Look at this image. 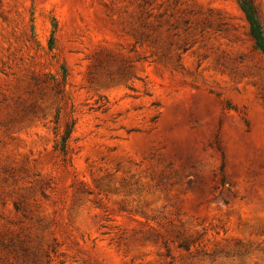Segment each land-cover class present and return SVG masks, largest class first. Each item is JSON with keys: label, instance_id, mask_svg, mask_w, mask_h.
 <instances>
[{"label": "rangeland", "instance_id": "rangeland-1", "mask_svg": "<svg viewBox=\"0 0 264 264\" xmlns=\"http://www.w3.org/2000/svg\"><path fill=\"white\" fill-rule=\"evenodd\" d=\"M0 264H264L237 0H0Z\"/></svg>", "mask_w": 264, "mask_h": 264}, {"label": "trees", "instance_id": "trees-1", "mask_svg": "<svg viewBox=\"0 0 264 264\" xmlns=\"http://www.w3.org/2000/svg\"><path fill=\"white\" fill-rule=\"evenodd\" d=\"M249 26V35L264 57V29L252 0H237Z\"/></svg>", "mask_w": 264, "mask_h": 264}]
</instances>
